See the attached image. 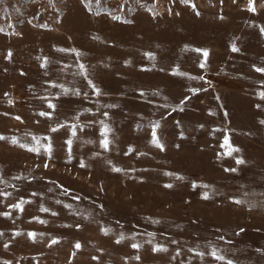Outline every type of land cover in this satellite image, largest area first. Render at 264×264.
Wrapping results in <instances>:
<instances>
[{"label":"rangeland","instance_id":"obj_1","mask_svg":"<svg viewBox=\"0 0 264 264\" xmlns=\"http://www.w3.org/2000/svg\"><path fill=\"white\" fill-rule=\"evenodd\" d=\"M248 6L0 3V264H264V0Z\"/></svg>","mask_w":264,"mask_h":264},{"label":"snow or ice","instance_id":"obj_2","mask_svg":"<svg viewBox=\"0 0 264 264\" xmlns=\"http://www.w3.org/2000/svg\"><path fill=\"white\" fill-rule=\"evenodd\" d=\"M4 2V0H0V3H3ZM82 2H85V7H88L89 8V10H91V0H82ZM181 2L182 3H185V4H188L189 3V0H181ZM193 7H194V5H193ZM248 10L249 11H252V12H255L256 11V9H255V7H254V0H249V6H248ZM113 19H119L118 17H113ZM130 22V21H129ZM0 31H2V29H0ZM261 32L262 33H264V28H261ZM232 50L235 52V51H239V49L238 48H236L235 47V45H233V47H232ZM61 51H75L74 49H72V50H69V49H61ZM197 51H200V50H197ZM78 55H79V53H78ZM204 55L205 56H207L208 55V53H207V51H205L204 52ZM201 67H204L205 65L204 64H201L200 65ZM80 67L81 68H83L84 66L83 65H80ZM257 72H261V73H264V68H256L255 69ZM179 74H181V75H183L182 73H179ZM201 79H202V77H201ZM91 81H89V84L91 85ZM191 91L195 94L196 92H198V91H200L199 89H191ZM96 92H97V94H100V90L99 89H96ZM78 94V93H77ZM260 98L261 99H264V93H260ZM187 99V98H186ZM181 103H184V101H181ZM50 107H52V105H50ZM107 107H115L114 105H107ZM179 107V106H178ZM257 107H259V105H257ZM173 110H175V109H173ZM182 110V109H181ZM41 115H47V113H41ZM17 119H19V118H17ZM101 123H103V122H101ZM261 123L262 124H264V121H261ZM157 127H159V122L157 121V122H155V125H154V128H153V132H152V140L150 141L153 145H155L156 147H158V148H160V150H163V145L160 143V141H159V139L157 138V136H156V132H155V128H157ZM57 129H52V131H56ZM110 131V129L107 127V125H104V130H103V132H102V136L104 137V139L101 141V146L103 147V148H105V149H107L108 148V145H109V140L107 139V133ZM74 134V133H73ZM0 139H3V137H0ZM13 143H16V141L15 140H13L12 141ZM67 143L70 145L71 143H72V141L71 140H69V141H67ZM223 146H225V147H227V152L225 153L226 155H228V156H232V154L234 153V152H240L241 150L239 149V148H237V147H233V146H231L230 144H229V140H228V137L227 136H225V139H224V145ZM21 147H24V145H21ZM30 151H36V149L35 148H33V149H30ZM48 151L50 152L51 151V148L49 147V149H48ZM130 151H131V149H130ZM235 163L237 164V165H243V164H245L246 163V161L243 159V158H239V157H237V158H235ZM82 167L84 166L83 164L81 165ZM45 167H47V165H45ZM114 171H121V169H119V168H114L113 169ZM226 171H231V172H236L237 171V169L236 168H232V169H225ZM166 175H173L172 173H166ZM178 179H183V177H178ZM166 187H172V185H166ZM204 198L205 199H207L208 197H207V194L205 193V196H204ZM24 203V201H21L20 202V204H17V205H14V207H17V208H20L21 207V205ZM235 203H243V201H239V200H237V201H235ZM42 211H44V212H47V211H49L47 208H43V209H41ZM2 215H7V213H3ZM53 215H55V213H53ZM41 223H45V221H40ZM240 231H243V229H241ZM122 239H123V237H122ZM219 239H221V240H223L224 238H223V236H221V237H219ZM53 243H56V241L55 240H53L52 241ZM118 243H119V241H117ZM75 247L76 248H80V244L79 243H77L76 245H75ZM132 247L133 248H139L140 247V245H137V244H132ZM153 251H167V249H165V248H153ZM202 255V254H201ZM210 255L211 256H213L215 259H217V260H220V261H223V260H225V257L224 256H222V255H219L218 254V251L215 249V248H213L212 249V251H211V253H210ZM137 259H139V257H137ZM227 264H233V262L231 261V260H228L227 261Z\"/></svg>","mask_w":264,"mask_h":264}]
</instances>
